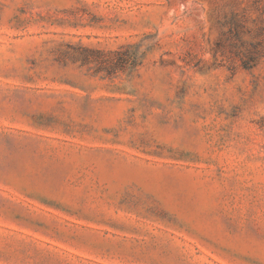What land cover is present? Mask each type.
Masks as SVG:
<instances>
[{"label": "rangeland", "instance_id": "1", "mask_svg": "<svg viewBox=\"0 0 264 264\" xmlns=\"http://www.w3.org/2000/svg\"><path fill=\"white\" fill-rule=\"evenodd\" d=\"M0 264H264V0H0Z\"/></svg>", "mask_w": 264, "mask_h": 264}, {"label": "trees", "instance_id": "2", "mask_svg": "<svg viewBox=\"0 0 264 264\" xmlns=\"http://www.w3.org/2000/svg\"><path fill=\"white\" fill-rule=\"evenodd\" d=\"M127 57V56H126ZM127 59H130V57H127Z\"/></svg>", "mask_w": 264, "mask_h": 264}]
</instances>
